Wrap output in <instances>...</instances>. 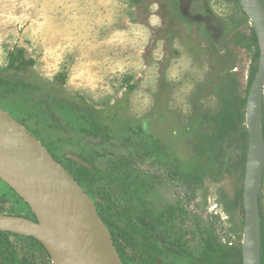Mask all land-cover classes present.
<instances>
[{
	"label": "rangeland",
	"instance_id": "374dc122",
	"mask_svg": "<svg viewBox=\"0 0 264 264\" xmlns=\"http://www.w3.org/2000/svg\"><path fill=\"white\" fill-rule=\"evenodd\" d=\"M251 24L240 0H0V109L90 170L83 189L139 264L148 231L165 264H243ZM261 126L264 150V97ZM257 208L262 232L264 167Z\"/></svg>",
	"mask_w": 264,
	"mask_h": 264
},
{
	"label": "water",
	"instance_id": "95a60500",
	"mask_svg": "<svg viewBox=\"0 0 264 264\" xmlns=\"http://www.w3.org/2000/svg\"><path fill=\"white\" fill-rule=\"evenodd\" d=\"M256 1L264 15L263 7L258 0ZM240 2L252 21L260 47L258 71L246 100L245 124L248 131V161L243 194L244 238L250 239V243L256 245V250L251 257L257 264H260L261 232L257 207L264 167L261 133L264 57H261L260 43L261 38L264 40V19L257 17L251 8L242 1ZM19 144L26 146V150L21 151ZM250 156H253V159H250ZM250 164L254 165V168L251 169L253 178L248 182ZM5 176L37 182L40 186L51 190L77 221L84 239V248L75 246L78 240L73 232L67 231L63 236L44 227L40 223L39 216H45V210L36 206L29 196L20 193L12 182L4 178ZM0 180L23 199L37 219V222H34L22 217L0 214V232L35 239L49 253L53 264V260L60 264H123L109 230L100 218L91 198L69 172L50 155L40 141L2 109H0ZM243 264H247L245 254Z\"/></svg>",
	"mask_w": 264,
	"mask_h": 264
},
{
	"label": "trees",
	"instance_id": "16d2710c",
	"mask_svg": "<svg viewBox=\"0 0 264 264\" xmlns=\"http://www.w3.org/2000/svg\"><path fill=\"white\" fill-rule=\"evenodd\" d=\"M139 1L140 0H138V2ZM254 42L256 45L257 44L256 35L254 36ZM24 54H25V50L22 48L15 49L12 52H9L8 68L20 72L25 68V66H32L34 62L31 59L26 60ZM258 65L259 64L256 62L252 67V75H255L257 73ZM89 171L90 170L88 168L84 166H79L77 174L79 177L85 178V175H87ZM68 172L83 189L80 183L81 181L78 178V176L75 175L73 176L71 171ZM20 202H21V206H17L14 204L5 206L8 203L0 199V214L6 216L24 217L34 220L35 215L32 213L29 206L23 201V199H20ZM99 216L101 217L102 220L106 221V219H104V217L102 216V213L99 212ZM261 231L262 232H261L260 264H264V231L263 229H261ZM11 237L16 238V241L20 243L19 247L15 244V242L11 239ZM122 261L125 262V259H122ZM130 261L131 260H129V262ZM0 264H52V263L49 254L46 252L43 246L35 239L24 238L10 233L0 232Z\"/></svg>",
	"mask_w": 264,
	"mask_h": 264
},
{
	"label": "bare ground",
	"instance_id": "6f19581e",
	"mask_svg": "<svg viewBox=\"0 0 264 264\" xmlns=\"http://www.w3.org/2000/svg\"><path fill=\"white\" fill-rule=\"evenodd\" d=\"M247 7L251 8L257 17L263 18L264 15L256 0H240ZM261 36V34H259ZM262 54L261 57H264V40L260 39ZM262 118V114H261ZM19 148L21 151L26 150V146L23 144H19ZM250 159H253V156H250ZM254 168L253 164H250L249 172H248V182L252 180L253 175L251 173V169ZM5 179L12 182L15 188L22 194L29 196L33 203L36 206H39L45 210V216L40 215L39 220L40 223L55 233L61 234L65 236L67 231L73 232L74 236L77 238L78 242L75 244L77 248L83 249L85 246L84 239L81 236L79 225L77 221L74 220L72 215L70 214L68 208L65 204L54 195V193L40 186L37 182H33L30 180L17 179L12 177H4ZM256 240V239H253ZM242 248L244 249L243 256L245 254V260L247 264H257L256 261L251 257L256 250V245L250 243V239H246L243 236ZM54 264H60L56 260H53Z\"/></svg>",
	"mask_w": 264,
	"mask_h": 264
},
{
	"label": "flooded vegetation",
	"instance_id": "af4514ba",
	"mask_svg": "<svg viewBox=\"0 0 264 264\" xmlns=\"http://www.w3.org/2000/svg\"><path fill=\"white\" fill-rule=\"evenodd\" d=\"M194 1H197V0H193ZM198 15V16H197ZM200 14L199 13H196L193 17H187L186 14H184L185 16V19L188 21L190 19L194 20L195 22L197 21H200L202 19H207V18H203L201 16H199ZM201 22V21H200ZM252 25V24H251ZM51 155V154H50ZM59 163V162H58ZM62 165V164H61ZM63 166V165H62ZM64 167V166H63ZM65 168V167H64ZM66 169V168H65ZM67 170V169H66ZM68 171V170H67ZM4 183V182H3ZM5 184V183H4ZM8 188H9V191L12 195V198H13V202H10L9 200L7 199H4V198H0L1 200H4L6 201V204L5 206L7 205H10V204H14V205H17V206H21V202H20V197L14 192V190H12L7 184H5ZM85 192V191H84ZM86 193V192H85ZM87 194V193H86ZM88 195V194H87ZM89 196V195H88ZM20 198V199H19ZM91 198V197H90ZM92 200V199H91ZM93 201V200H92ZM10 202V203H9ZM94 202V201H93ZM97 200L94 202L96 208H97V212L99 214L100 211H98V206H99V202ZM98 204V205H97ZM103 216V215H102ZM18 217V216H16ZM24 218V217H22ZM101 218V217H100ZM25 219H28V218H25ZM31 220V219H29ZM34 222H37V219L36 217H34V220H32ZM105 220H103L104 222ZM106 222V221H105ZM104 222V224H105ZM106 225V224H105ZM107 229L109 230L108 226L106 225ZM121 230V229H120ZM149 230L151 231H154L153 228H149ZM149 234L147 235V237H145L146 241L145 242H141L139 244H137V246H139V248H141V253H143V255H145L146 257H148L149 259V264H165V261L163 259L162 256L166 255V252H165V248H162L159 246V244H157L153 239H152V236H151V232L148 231ZM109 233L112 237V240H113V243H114V246L121 258V261L122 259H125V262L122 261L123 264H139L138 263V260H139V253L140 252H132L131 251V248L132 246L128 244L127 242V239L124 237V234H123V231L122 232H119V233H116V232H112L111 230H109ZM14 235V234H13ZM18 236V235H17ZM22 237V236H20ZM25 238V237H24ZM33 239V238H32ZM142 241V240H141ZM38 242V241H37ZM44 248V247H43ZM45 249V248H44ZM19 252V250H18ZM47 252V251H46ZM48 253V252H47ZM145 253V254H144ZM49 254V253H48ZM50 256V255H49ZM123 257V258H122ZM125 257V258H124ZM131 260L129 262V260ZM51 259V257H50ZM51 263H52V259H51ZM53 264V263H52Z\"/></svg>",
	"mask_w": 264,
	"mask_h": 264
}]
</instances>
